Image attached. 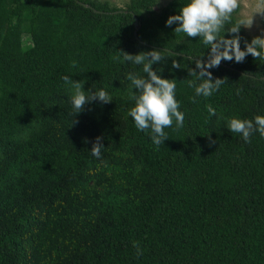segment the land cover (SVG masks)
<instances>
[{"label": "trees", "instance_id": "1", "mask_svg": "<svg viewBox=\"0 0 264 264\" xmlns=\"http://www.w3.org/2000/svg\"><path fill=\"white\" fill-rule=\"evenodd\" d=\"M186 2L0 0V264H264V137L227 128L264 115V61L222 60L208 70L225 82L196 96L189 73L209 49L166 25ZM236 25L237 11L221 35ZM151 50L185 116L159 146L129 116L126 76L146 74L121 53ZM65 76L112 102L74 115Z\"/></svg>", "mask_w": 264, "mask_h": 264}, {"label": "clouds", "instance_id": "2", "mask_svg": "<svg viewBox=\"0 0 264 264\" xmlns=\"http://www.w3.org/2000/svg\"><path fill=\"white\" fill-rule=\"evenodd\" d=\"M240 7V0H187L180 8L177 15L169 16L166 25L177 24L174 32L183 33L190 38H200L209 49L207 60L202 58L195 61L196 68L189 73L193 80H189V86L195 88L196 96L205 98L218 91L225 82L224 79L212 78V73L208 70L218 67L222 60L237 63L244 61L247 55L255 59L264 61V36H256L251 42L245 41V48L240 47L239 30L241 25L233 26L226 31L234 35L231 38L222 36L226 23L231 21L232 14ZM257 13L264 16V0H259ZM251 25V24H250ZM249 25V26H250ZM123 60L143 68L141 76L139 73L129 72L126 79L131 82L136 94L133 96L134 106L129 111V116L133 119L138 130L151 131L153 144L159 146L167 139L166 128L175 125L182 128L184 125V113L180 111V103L176 99V83L172 79L163 78L160 73L153 69V65L161 63L165 59L162 51L151 50L132 55L122 52ZM75 67V62H73ZM173 67H178L173 63ZM198 69V71L196 70ZM66 84H71L74 89L71 102L73 114H79L84 106L93 102H112L108 92L103 88H90L83 90L80 81H73L70 77H63ZM195 102V97H193ZM210 115H216V110L209 104L206 106ZM227 128L232 133L242 136L246 143L251 142V136L258 132L264 137V115H256L253 120L231 118L227 122ZM102 138L97 137L92 144L91 154L100 159L102 149L105 148L101 142ZM133 246L137 249V254L142 255V250L138 243Z\"/></svg>", "mask_w": 264, "mask_h": 264}, {"label": "rangeland", "instance_id": "3", "mask_svg": "<svg viewBox=\"0 0 264 264\" xmlns=\"http://www.w3.org/2000/svg\"><path fill=\"white\" fill-rule=\"evenodd\" d=\"M106 1L110 5L119 9H124L130 0H97ZM170 0H155L152 9L155 13H159ZM259 0H240V7L236 10L238 21L248 38L253 39L256 36H264V16L257 13V5ZM251 24V25H250ZM250 25V26H249ZM27 35L23 36L26 42ZM27 43V42H26Z\"/></svg>", "mask_w": 264, "mask_h": 264}, {"label": "water", "instance_id": "4", "mask_svg": "<svg viewBox=\"0 0 264 264\" xmlns=\"http://www.w3.org/2000/svg\"><path fill=\"white\" fill-rule=\"evenodd\" d=\"M81 5H83V6H85V7H89L88 5H85V4H82V3H80ZM118 13H122V11H115L114 12V14H118ZM134 27H135V32H134V35L136 36V30H137V28H138V23H137V20H135V22H134ZM224 66H226V65H224Z\"/></svg>", "mask_w": 264, "mask_h": 264}]
</instances>
